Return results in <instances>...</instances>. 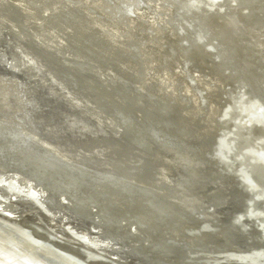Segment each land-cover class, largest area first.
I'll use <instances>...</instances> for the list:
<instances>
[{
	"label": "water",
	"instance_id": "1",
	"mask_svg": "<svg viewBox=\"0 0 264 264\" xmlns=\"http://www.w3.org/2000/svg\"><path fill=\"white\" fill-rule=\"evenodd\" d=\"M114 1L121 4V7L117 8L123 17L133 16L132 12L136 10L133 9L134 7L124 6V0H0V8L11 13V20L18 25L24 24L29 19L38 20L40 24L34 34L36 42L43 44L42 41H39L41 40L39 37L42 35L50 43L47 44L49 47L57 46L56 50L59 53L69 54L70 57H67L64 62L71 67L74 74L87 75L95 73L96 70H102L110 76L112 81L109 94H112V98L115 95V97L122 98L121 101L114 100L115 102L108 103L110 117L115 119V122L111 121L115 127L110 125V128L118 131L121 138L125 139L122 141L111 133L104 140V146H101L104 150L100 153L89 150L88 155L74 157L70 156L60 144L50 139L47 133L33 124L31 112L27 106L19 107L14 115L10 114L8 109L0 110V123L10 122V125H15L18 133H32L35 136V142H37L33 143L35 145L31 148L30 141H25V135L14 136L10 134L12 132H8L9 134L5 135L6 138L0 137V172L4 173L10 170L21 174L28 173L26 175L32 177L33 180L28 178L37 189L46 188L52 191L51 194L48 192L49 197L44 202L47 210L58 209L61 212L65 207V203L58 200L56 193L57 195L65 194L71 204L68 207L72 208L69 211L77 221H81L82 218L95 217L94 214L98 213V217L104 218L102 220L104 226L114 228L111 234L101 236L102 239L110 242H116L118 235L115 232H119L122 225L120 218L125 215L132 217L134 211L143 212L144 214L140 213L143 217H152L154 222L151 223H157L166 229L190 224L194 227L192 230L189 229L190 231H201L204 228L213 230L216 229L215 226L219 227L229 221L230 224L235 225L234 227L247 232L245 223L251 221L249 224L254 227L257 224L256 219L248 217V211L264 209V164L255 156L256 151L264 150V134H260V130H264V80L255 78L257 82L255 91L249 89L250 85L247 79L239 78L237 80L236 86H239L241 91L231 92L229 97V105L231 104L232 108L228 117L229 120L233 119V124H235L233 136L228 138L224 136L226 138L220 143L221 137L219 141H215L214 137L211 142L210 139H202L199 133H194L201 125L198 123L192 125V121L181 117V108L176 98L184 99L186 106H190V102H192L188 96L181 93L183 88L181 79L175 84L178 88L177 95H171L170 90H167V83L164 85L160 83L159 78L153 76L150 79L148 76L151 74L149 70L154 71L152 74L174 73V68L181 61L177 58L176 51L169 48L172 47L169 43H165L163 44V48H165L163 54L157 53L158 50L155 51L157 48L153 46L154 44L151 46L146 42V38L150 39L149 36L138 34L139 37L135 36L134 25V29L132 27L127 29L125 31L127 33L124 35L118 33V30L117 32L112 31L113 28H116L115 23L112 22L116 16L106 19L103 14H107L106 5L112 6ZM131 1L136 8L143 7V5L148 6L143 0ZM215 1L217 6L224 5L220 0ZM232 1L230 6H226L224 10L220 11V17H235V21L245 27H253L257 22L264 23L262 19L264 17L254 15L257 14L253 10L254 6H260L254 0ZM171 3L176 9V13L173 15L175 20L190 22V27L199 33L200 40H189L185 37L184 39H187L185 43L179 40L178 44L181 48L184 47L183 49L187 50L186 48H191L192 45L199 46L201 44L205 48L212 46V50L215 52L214 58L224 59L223 66H226L227 72L238 75L244 71L239 57L229 51L230 43L221 41L208 25L207 21L214 12H205L201 0H172ZM244 7L248 12H243ZM28 8H34L36 11H29ZM45 10L47 12H41ZM197 10L202 12L200 18L195 15L198 13L195 12ZM184 16L191 17V19L186 20L183 18ZM0 21L2 22V19ZM140 21L149 26L145 19ZM195 21L197 22L194 23ZM125 22L127 21L125 20ZM100 24L104 26V29L100 27ZM171 24L175 33H181L180 35L183 36L189 35L185 28L177 24V21ZM144 29L143 32L145 30L149 32L147 27ZM121 36L122 38H120ZM136 37L141 42L145 41L144 49L134 47ZM59 38H63L66 44ZM153 38L157 37L153 35ZM68 41H71L70 47H74L76 51L73 52L71 48L69 49ZM51 43H55V45H51ZM140 50L150 52L152 57L142 56ZM78 56L83 59L76 58ZM153 57L155 59L160 57L161 61L154 63ZM179 64L188 75L192 71L198 70L193 58L186 55ZM261 68L264 70V67ZM147 77L148 80H146ZM74 79H79V76ZM189 83L192 89L199 90L202 105L207 106L205 98L202 97L203 89L197 86L196 79L189 77ZM159 86L162 87L161 93H158ZM142 89L145 90V96L142 100L140 99V103L136 98L139 97ZM240 92L244 95L243 97H240ZM160 94H163L162 98ZM253 98L255 101H251L254 107L252 113L257 118L254 117L250 122H246V125L239 124L238 119L243 117V110ZM170 107H176L175 114L170 111ZM21 138L25 140H20ZM11 139H18V142ZM30 140L34 141V139ZM42 142L66 155L65 160L56 158L50 152H42L46 148ZM216 143L219 145L215 151ZM42 147L44 148L42 149ZM156 149L167 155L176 164L171 171L165 167ZM131 154L136 156L134 157L135 163L138 164L136 167L138 174L134 176L135 181L148 183L164 195H158V191L135 185V182L132 181V173L135 174V172L128 170L130 173H127L124 170L109 169L110 164H106L103 160L108 157L125 160L130 158ZM214 159L224 168V172L214 168ZM29 163H36L40 168L47 169L44 173L49 175L42 177L40 172L29 168ZM23 164L29 165L26 166V171L21 170ZM232 169H234L233 172ZM64 172L65 175L70 176V182L66 180V177L64 178ZM238 172L241 173L242 178ZM108 175L111 177L105 181L104 179ZM230 176L234 177L237 183ZM119 177L123 178V181L116 184L115 181H119L117 180ZM91 179L94 183L100 185L102 183L110 193L106 195L102 188H98L103 194L102 198L95 192L85 196L80 188L74 189V187L77 188L76 185H82L84 180L88 182ZM258 180L262 181V184L258 183ZM237 188L244 193L246 199L244 198L243 202L240 199L242 197L236 195ZM259 192L263 193V197L255 198ZM110 194L115 197L118 206L113 202ZM136 196H139L140 199H135ZM125 208L127 210H124ZM242 214L244 217H241ZM106 217H114L117 220L113 221L114 224L111 226L112 223L109 224ZM237 217L240 220H236ZM136 220L138 221V219H134L135 222ZM90 221L94 223L93 218H90ZM42 223H34L31 220H24V222L12 220L0 211V264H8L6 258H10L12 264H21L19 261L21 259L16 257L13 248H11L18 242L23 246L22 249L31 256L30 264H62V259L55 258L56 256L60 258L62 254L71 256L84 264H203L205 260L214 257L220 260L230 259L228 261L241 264L236 262L237 258L235 257L242 256L244 258L243 255L248 254L254 261L264 258V248L258 249L254 246V243L258 242L256 239L247 242L243 240V244L237 246V249H233L230 242H224L223 239H219V241H210V239L207 241L208 243L202 244L196 241L193 244L188 243V245L182 240L160 236L157 238V235H153L156 232L152 230L153 232L150 234L152 240L147 238L148 244L141 241V247L128 245L129 253L128 251L127 254L124 251H118L117 257L120 260H117L95 249L67 240L63 238L65 234L62 230H51L48 224ZM124 224L127 223L123 222ZM82 231H88V229H82ZM91 232L94 233L92 229ZM188 232L186 230L181 235L188 236L190 235ZM219 235L224 237L223 233ZM143 246H146L147 250ZM158 254L162 257H158ZM172 260L176 262H171ZM63 264L65 263L63 262Z\"/></svg>",
	"mask_w": 264,
	"mask_h": 264
},
{
	"label": "bare ground",
	"instance_id": "2",
	"mask_svg": "<svg viewBox=\"0 0 264 264\" xmlns=\"http://www.w3.org/2000/svg\"><path fill=\"white\" fill-rule=\"evenodd\" d=\"M111 1V0H110ZM113 1V0H112ZM144 2H145V4H147L148 6H146V5H143V7H139V8H136L135 7V4L131 1V0H124V6H128L129 8H133V9H135V10H137L138 12H132L133 13V16L131 15V16H124L123 17V14H120L119 13V9L117 8L118 6H120L121 4L120 3H115V1H114V5L112 4V6H108V5H106V8H105V11H106V13L107 14H105V15H109L110 17H114V15L116 16V17H114L113 19H112V22H114L115 24H114V26H116V28H113V30L112 31H115V32H117V30H118V33H119V31H121V30H123L124 32H123V35H124V33H127V32H125L127 29H130L131 27L134 29V26H135V32L138 34V35H140L141 34V32L143 33V29L142 30H140L139 31V27H141L142 26V28H145L146 29V27L149 29V32L147 31V30H145L144 32L147 34L146 36H149V38L151 37H153V35L155 36V37H157V38H152V39H147L146 38V42L149 44H151V46L153 45V46H155L157 49L155 50V51H157L158 50V52L157 53H161V55L163 54L162 52L165 50V48H163V44H165V43H169L172 47H169V48H172L174 51H176V56H177V58L178 59H180L181 61L179 62V63H181L184 59H185V55L188 57H191V58H193V60L195 61V64H196V66H197V68H198V70H196V71H192L189 75L187 74V72L183 69V68H181L182 67V65L181 64H179V63H177L178 64V66L176 67V68H174V73H165L164 72V75L163 74H161V73H159L158 72V74H152L154 71L153 70H149V72L151 71V74H149L148 76L150 77V79H152V77L153 76H155V77H157V78H159V81H160V83H162V84H166V87H167V90H170V94L171 95H177V93H178V88L175 86V84H176V82H178V81H180L179 79H181V83L183 84V88H182V90H181V93H184L185 94V96H188L190 99H191V101L192 102H190L191 103V105L190 106H186V105H184L185 104V102H184V99H179V97H177L176 99H177V102L179 103L178 105H179V107L181 108V113H182V118H185L187 121H192L191 122V124L192 125H195L196 123H198L199 125H201L199 128H197V130L194 132L195 134L196 133H199V136L202 138V139H210V142L212 141V139H214V137H215V141H219V138H220V141H219V143L223 140V139H225L226 137L228 138V137H230V136H233L234 135V132H235V124H233V122H234V120L233 119H230L229 120V113L231 112V108H232V106H231V104L229 105V102H230V94H231V92H236V91H238V90H240L241 91V89H240V87L239 86H236L237 84V80L239 79V78H241V79H243V78H245V79H247L248 80V83H249V85H250V88L249 89H251V90H253V91H255L257 88H256V84H257V82L255 81L256 79L257 80H264V78H263V75H264V70L261 68V67H264V23H254L255 25L253 26V27H245V25H242L241 23H239V22H237V21H235V17H226V18H222V17H220V11H222V10H224L225 9V7L226 6H230L231 5V3L230 2H233L232 0H220V2L222 1V3L224 4V5H216L215 3H216V1L215 0H201V2H202V6L204 7V11L205 12H209V13H211V12H214L213 13V15H211L212 17H209V19H208V21H207V23H208V25L210 26V28L212 29V31L213 32H215L216 34H217V36H218V38L219 39H221V41L223 40V41H226V43H230L229 45H231L228 49H229V51L230 52H232V53H234V54H236L238 57H239V60L241 61V64H242V67H244L243 69H244V71H242L240 74H238V75H234V74H232V73H229V72H227L226 71V66H223V64L225 63V61H224V59H216V57L214 58V55H215V52L212 50V46H210L211 48H205L202 44L201 45H199V46H195V45H192V47L191 48H186L187 50H185V49H183V48H181L180 47V45L178 44V41L179 40H181V42H183V43H185V41L187 40H185L184 39V37L185 38H188L189 40L190 39H194V40H200L199 39V33L196 31V29H192L191 27H190V22H188V21H180V20H175V16H173L175 13H176V9L173 7V5H172V0H143ZM168 2H170V3H168ZM254 2H256V3H258L260 6L259 7H255L254 6V8L250 5V7L251 8H253V10L254 11H256V13L257 14H254V15H256V16H262V17H264V0H259V1H257V0H254ZM181 3V2H180ZM183 3V2H182ZM226 3V4H225ZM106 4H108V3H106ZM184 4V3H183ZM180 6V5H179ZM109 7V8H108ZM121 7V6H120ZM247 7H249V5L247 4ZM149 8V9H148ZM1 9V8H0ZM28 10L29 11H32V12H35L36 10L34 9V8H32V9H29L28 8ZM243 12H248V10H247V8L246 7H244L243 8ZM2 11H4V10H2ZM201 11V10H200ZM199 10H197V11H195V12H198V13H195V15L196 16H198L199 18L202 16L201 14H202V12H200ZM41 12H47V10H45V11H41ZM0 13H1V11H0ZM3 13V12H2ZM129 13H131V12H129ZM259 13V14H258ZM3 14H5V13H3ZM8 14H10V15H8ZM41 14V13H40ZM7 16L9 17H11V13H7ZM2 18L3 17H5L6 18V15L5 16H1ZM7 17V18H8ZM9 17V18H10ZM108 17V16H107ZM2 19V22L3 21H5V20H8V19ZM29 18H32V17H29ZM109 18V17H108ZM183 18H185L186 20L189 18V19H191V17H187V16H184ZM128 19H129V21H128ZM141 19H145L146 21H147V24L149 25V26H147V25H145V23L142 21H140ZM263 20H264V18H262ZM31 20V19H30ZM114 20V21H113ZM125 20L127 21V22H125ZM193 20V19H192ZM9 21V20H8ZM7 21V22H8ZM28 21V23H29V20H27ZM33 21V20H32ZM177 21V24H179V26H182L183 28H185V31H186V33L187 34H189V35H186L185 34V36H183V35H180L181 33H175L173 30V28L171 27V23L172 22H176ZM199 21V20H198ZM12 22V21H11ZM31 22V21H30ZM197 21H195L194 23H196ZM27 23V22H26ZM33 23V22H32ZM34 23H35V21H34ZM125 23H127V24H125ZM193 23V24H194ZM17 24V23H16ZM12 25V24H11ZM15 25V24H14ZM28 25V24H27ZM30 25H31V23H30ZM37 25V24H36ZM36 25H35V27H36ZM134 25V26H133ZM103 26V25H102ZM21 27H22V25H21ZM24 27V26H23ZM2 28V27H1ZM0 28V29H1ZM33 28V27H32ZM32 28L29 30L30 32L31 31H36V29H34V30H32ZM37 28V27H36ZM104 28V27H103ZM9 30H10V27H9ZM5 31V30H4ZM25 31V30H24ZM131 31V30H130ZM133 31V30H132ZM195 31H196V33H195ZM7 32V31H6ZM29 32V39L31 38V40L35 37L34 36V34L33 33H30ZM134 32V33H135ZM0 33H2L1 31H0ZM8 33V32H7ZM145 33H143L144 35H145ZM15 35H16V33H14ZM30 34H32L33 35V37H32V35L30 36ZM142 34V35H143ZM23 35H25V33L23 34ZM137 35V36H138ZM143 35V36H144ZM0 37H2V35L0 36ZM139 37V36H138ZM8 38V37H7ZM120 38H122V36L120 37ZM3 39V38H2ZM1 38H0V43L1 42H3V43H5V44H7V41H3ZM135 39V38H134ZM2 40V41H1ZM28 40V39H27ZM34 40V39H33ZM35 40H37V39H35ZM136 40H138V41H140V39H138L137 37H136ZM39 41H41V40H39ZM144 41V40H143ZM230 41V42H229ZM23 42H25V40L23 41ZM28 43H29V41H27ZM32 41H30V43H31ZM35 42V41H34ZM34 42H32V43H34ZM44 42V41H43ZM145 42V41H144ZM144 42H136L135 44H134V47H136V48H139V49H144V47H146L144 44ZM3 43H1V44H3ZM8 43H9V41H8ZM36 43V42H35ZM68 44H69V49L71 48V51H76L75 50V48L74 47H70L72 44H70L71 43V41H68L67 42ZM77 43H79V42H77ZM13 44V43H12ZM42 43H40V45H41ZM44 44V43H43ZM46 44V43H45ZM11 45V43L8 45V46H10ZM14 45V44H13ZM13 45H11V46H13ZM38 45V44H37ZM78 45V44H77ZM137 45V46H136ZM46 46H48V45H46ZM79 46H81L80 45V43H79ZM0 47H2V46H0ZM43 47V46H42ZM4 48H6V47H4ZM13 48V47H12ZM50 48H52V47H50ZM78 48V47H77ZM83 48V47H82ZM154 48V47H153ZM15 49V48H14ZM29 49H31V48H29ZM33 49H35V46H34V48ZM41 49V51L43 50L42 48H40ZM47 51H46V50ZM48 49L49 48H44V50L46 51V52H49V54H47L46 52V54L47 55H50V54H52V53H56L57 54V52H55V49H53V51H52V49L50 50L49 49V51H48ZM80 49V48H79ZM164 49V50H163ZM8 50H11L10 48L8 49ZM38 50V49H37ZM43 50V51H44ZM184 50H185V52H184ZM3 51V50H2ZM50 51H51V53H50ZM0 52H1V50H0ZM27 52V51H26ZM34 52V51H33ZM140 52H141V55L142 56H150V57H152L150 54V52L148 53L146 50L145 51H143V50H140ZM5 53V52H4ZM6 53H8V52H6ZM17 53V52H16ZM20 53V52H19ZM18 53V54H19ZM30 53H31V50H30ZM42 53H44V52H42ZM9 54V53H8ZM7 54V55H8ZM14 54V53H13ZM12 54V55H13ZM32 54V53H31ZM45 54V55H46ZM59 54V53H58ZM3 56H4V54H2ZM7 55H6V58H7ZM25 55V54H24ZM257 55H260V56H257ZM1 56V55H0ZM14 56V55H13ZM33 56V55H32ZM36 56V55H35ZM40 56V55H39ZM44 56V55H43ZM58 56H60V55H57V57ZM63 55H61L60 57L61 58H63L62 57ZM16 57V56H15ZM37 58H38V56H36ZM42 57V56H41ZM41 57H39V59H40V61H41ZM46 57V56H45ZM50 57H51V55H50ZM56 57V56H55ZM66 57H68V56H65V58ZM9 58H11V57H9ZM17 58L18 57H16V59L15 60H17ZM21 58V57H20ZM29 58H30V56H29ZM32 58V57H31ZM35 58V57H34ZM33 58V59H34ZM43 58V57H42ZM59 58V57H58ZM61 58H59V60L61 59ZM65 58H64V60H65ZM76 58H80V60H82L83 59V57H80V56H78V57H76ZM1 59V58H0ZM13 59V58H12ZM27 59V58H26ZM32 59V60H33ZM46 59H47V57H46ZM53 59V58H52ZM153 59H154V63H158L159 61H161L160 60V57H157L156 59L153 57ZM173 59H174V57H173ZM177 59V61H179ZM6 60V59H5ZM5 60H3V61H5ZM10 60V59H9ZM9 60H8V58H7V61L9 62ZM21 60V59H20ZM30 60V59H29ZM28 60V61H29ZM2 61V60H1ZM0 61V62H1ZM13 61V60H12ZM31 61V60H30ZM29 61V62H30ZM16 62V61H15ZM19 62V61H18ZM21 62V61H20ZM85 62V61H84ZM7 62H5V64H6ZM10 63H12V62H10ZM14 63V62H13ZM22 63V62H21ZM26 63V62H25ZM38 63H40V62H38ZM15 64V63H14ZM59 64V63H58ZM65 62H64V66H65ZM93 64V63H92ZM4 65V64H3ZM18 65V64H17ZM20 65V64H19ZM18 65V66H19ZM38 65V64H37ZM90 65V64H89ZM244 65V66H243ZM0 66H1V64H0ZM16 66V65H15ZM30 66V65H29ZM67 66V65H66ZM4 67H5V65H4ZM27 67V66H26ZM26 67H25V69H26ZM33 67V66H32ZM46 67V66H45ZM69 67V66H68ZM18 68V67H17ZM16 68V69H17ZM20 68H21V66H20ZM24 68V67H23ZM30 68H31V66H30ZM29 68V69H30ZM44 68V67H43ZM48 68V67H47ZM24 69V70H25ZM33 69V68H32ZM49 69H52V68H48L47 70H49ZM70 69H71V67H70ZM69 69V70H70ZM94 69H96V68H94ZM227 69H228V67H227ZM0 70H1V67H0ZM3 70V69H2ZM8 70H10V69H8ZM18 70V69H17ZM22 70V69H21ZM64 70V69H63ZM62 70V71H63ZM164 71L166 70V69H163ZM16 71V70H15ZM20 71V70H19ZM19 71H18V75H19ZM29 71H31V70H29ZM28 70H27V74H29L28 72H29ZM96 71H99V70H96ZM101 72H104V71H102V70H100ZM21 72V71H20ZM25 72V71H24ZM44 72H45V70H44ZM43 72V73H44ZM50 72H54V71H50ZM56 72V71H55ZM58 72V71H57ZM64 72H66V70L65 71H63V73ZM68 73H69V71H67ZM67 72L66 73H64V74H67ZM71 72H73V74H74V71H71ZM31 73V72H30ZM34 73H35V71H34ZM47 73H49L48 71H47ZM98 72H96V74H97ZM26 74V75H27ZM42 74V73H41ZM46 74V73H45ZM60 74H62V73H59L58 74V76L60 75ZM63 74V75H64ZM70 74V73H69ZM32 75H33V70H32ZM48 75V74H47ZM49 75H50V73H49ZM52 75V74H51ZM55 75H57V73L56 74H53V76H55ZM98 75V77H99V73L97 74ZM101 75V74H100ZM176 75V76H175ZM34 76H36V74L34 75ZM34 76H32V77H34ZM38 76H39V74H38ZM61 76V75H60ZM59 76V77H60ZM79 76V75H78ZM84 75H81L80 77H83ZM88 76V75H87ZM103 78L105 77V81H108L106 78L108 77V79H109V82H111L112 81V79L110 78V76L109 75H101ZM51 77V76H50ZM56 77V76H55ZM59 77H58V79L57 78H55L56 80H58L59 81ZM69 77V76H68ZM79 77V78H80ZM85 77H86V75H85ZM92 77H94V75H92ZM95 77H97L96 75H95ZM94 77V78H95ZM98 77H97V79H98ZM102 77H100L101 79H102ZM174 77H175V79H174ZM189 77H193V79H196V84H197V86L198 87H200V89H203V95H202V97H204L205 98V101L207 102V106L206 105H202V102H201V99H200V92H199V90L197 91V90H194V89H192V87L189 85L190 83H189ZM1 78V77H0ZM5 77H3V79H4ZM29 78H30V75H29ZM38 79L40 78V77H37ZM53 78V80H55L54 79V77H51V79ZM89 78V77H88ZM256 78V79H255ZM28 79V78H27ZM63 79V78H62ZM61 79V80H62ZM81 79V78H80ZM84 80H85V78H83ZM92 78H91V76H90V80H91ZM251 79V80H250ZM35 80H36V78H35ZM42 80V79H41ZM83 80V81H84ZM88 80V79H87ZM95 80H96V78H95ZM104 80V79H103ZM102 80V81H103ZM146 80H148V77H147V79ZM13 81V80H12ZM30 81H31V79H30ZM37 81H39V80H37ZM57 81V82H58ZM92 82L94 81V79L93 80H91ZM97 81V80H96ZM102 81H97L96 83H101ZM8 82H9V80H8ZM8 82H6V83H8ZM14 82V81H13ZM34 82V81H33ZM33 82H31V83H33ZM42 82H44V81H42ZM47 82V81H46ZM51 82H52V80H51ZM89 82V80L87 81V83ZM108 82V83H109ZM50 83V82H49ZM86 83V84H87ZM107 82L105 83L106 85H104L105 86V89H108L109 90V88H108V86H107V84H108ZM139 83H141V82H139ZM9 84V83H8ZM34 84H36V83H34ZM47 84V83H46ZM59 84V83H58ZM79 84V83H78ZM85 84V85H86ZM104 84V83H103ZM4 85V84H3ZM12 85V84H11ZM52 85V84H51ZM60 85V84H59ZM62 85L63 86H67L68 87V91L70 92H68L67 94L68 95H70L72 92H74V91H72V89H75V88H71L70 87V85L68 86V84L67 85H64L63 83H62ZM62 85H60V87L62 86ZM73 85V84H72ZM77 85V84H76ZM75 85V86H76ZM83 86V85H81V86H83V88L85 89V87L86 86ZM93 86L94 87V85L96 86V84H95V81H94V85H93V83H92V85L90 84V83H88V86ZM109 85V84H108ZM264 85V84H263ZM262 85V86H263ZM13 86V85H12ZM21 86H23V85H21ZM20 86V87H21ZM33 86V85H32ZM40 87L42 86V85H39ZM38 86V87H39ZM46 86V85H45ZM50 86V85H49ZM62 86V87H63ZM74 86V85H73ZM74 86V87H75ZM99 87H98V89H102V92H103V88H104V86H103V88H101L102 87V85L100 86V84L98 85ZM106 86H107V88H106ZM109 86H111V85H109ZM7 87H9V86H7ZM14 87H16L15 85H14ZM17 87H19V85H17ZM16 87V88H17ZM34 87V86H33ZM37 87V86H36ZM35 87V88H36ZM48 87V86H47ZM50 87H52V86H50ZM49 87V88H50ZM61 87V89L62 90H64V87L62 88ZM196 87V86H195ZM239 87V88H238ZM3 88V87H2ZM6 87H4V89H5ZM22 88V87H21ZM25 88H28L29 89V87H25ZM31 89H32V87H30ZM53 88V87H52ZM56 88V87H55ZM71 88V91L69 90ZM83 88H81V89H83ZM91 88V87H90ZM97 89V87H94V90L96 91V89ZM13 89H15V88H13ZM23 89H24V87H23ZM22 89V90H23ZM34 89V88H33ZM46 89V88H45ZM86 89H87V87H86ZM93 88H91V90H92ZM0 90H1V88H0ZM11 90H12V87H11ZM21 90V91H22ZM42 90H44V88L42 89ZM51 90V89H50ZM49 90V91H50ZM65 90H66V88H65ZM77 90H80V87H79V89H77ZM76 90V91H77ZM90 89H89V91H91ZM5 91H7V89L5 90ZM17 91H19V89H17ZM37 91H39V89H37ZM75 91V95H76V93L77 92H79V91H77L76 92ZM81 91H83V90H81ZM86 91V90H85ZM84 91V92H85ZM89 91L87 90V92L89 93ZM105 91V90H104ZM107 91V90H106ZM109 91H111V90H109ZM161 91H162V87H158V93H161ZM11 93H12V91H10ZM15 92H16V90H15ZM20 92V91H19ZM31 92V91H30ZM33 92H35L34 90H33ZM48 92V91H47ZM52 92V91H51ZM87 92H85V93H83L82 92V94L84 95V94H86V96L88 95V93ZM92 92H93V90H92ZM129 92H131V91H129ZM3 93V92H2ZM2 93H0V95L2 94ZM7 93H8V91H7ZM25 93H27V92H25ZM40 93V92H39ZM38 93V94H39ZM59 93V92H58ZM81 93V92H80ZM80 93H78L77 95H79V98H80V96L82 95V94H80ZM93 93H95V95L97 96V94H96V92H93ZM97 93H99V92H97ZM101 93V92H100ZM106 93V92H105ZM109 93V92H108ZM141 94L139 95V97L138 98H136V100L138 101L139 100V102H140V99L142 100L143 99V97L145 96V90L144 89H142L141 90V92H140ZM9 94V93H8ZM7 94V95H8ZM15 95V93L13 92L11 95ZM22 94V93H21ZM30 94V93H29ZM102 94H104V93H102ZM10 95V94H9ZM14 95H13V99H14ZM19 95V94H18ZM23 95H24V93H23ZM26 95V94H25ZM24 95V96H25ZM72 95V97H73V95H74V93L73 94H71ZM74 95V96H75ZM76 95V96H77ZM110 95V94H109ZM103 96V97H105L106 98V102L105 103H107L108 102V99H111L112 97V94L110 95V96ZM134 95V94H133ZM161 95V94H160ZM163 95V94H162ZM162 95H161V98H162ZM240 97H243L244 95L240 92ZM16 96H17V94H16ZM23 96V97H24ZM29 97H30V95H28ZM32 96H33V94H32ZM46 96V95H45ZM50 96V95H49ZM114 96V95H113ZM116 96V95H115ZM115 96H114V98H115ZM2 97V96H1ZM0 97V98H1ZM4 97V100H5V96H3ZM18 97V96H17ZM22 97V96H21ZM27 97V96H26ZM25 97V98H26ZM37 97V96H36ZM35 97V98H36ZM44 97V96H43ZM66 97V96H65ZM78 97V96H77ZM89 97H90V95H89ZM101 97V96H100ZM100 97H99V94H98V98H97V101H98V99L100 100ZM136 97V96H135ZM25 98L23 99V100H25ZM46 98V97H45ZM81 98H84L85 100H84V102L86 101V103H88V105L90 106L91 105V102H95L96 103V100H95V97H93V101L91 100L92 98H90V100H89V98H88V100L90 101H88L87 102V100H86V98L85 97H83V96H81ZM105 98H103L104 100H105ZM117 98H120V97H118L117 96ZM169 98V97H168ZM11 99V98H10ZM21 99V100H22ZM28 99V98H27ZM122 98H120L119 100H121ZM159 99H160V97H159ZM1 100V99H0ZM6 100H8L7 98H6ZM29 100V99H28ZM36 100H38L37 98H36ZM35 99H34V101L35 102H37ZM83 100V99H82ZM81 100V101H82ZM114 100H117L116 98L115 99H111V100H109V102L108 103H110V101H114ZM17 101L18 102H21V101H19V98L17 99ZM31 101V100H30ZM62 101H63V99H62ZM67 101H69V100H67ZM118 101V100H117ZM160 101V100H159ZM247 101H249V100H247ZM254 102L255 100H254V98L252 99V100H250L249 101V103H247V106L245 107V109L243 110V117L242 118H240V119H238V123L239 124H245L246 125V122H250V120L251 119H253L255 116H253L254 115V113H252L253 112V110H254V107H253V103L252 102ZM5 102H7V101H5ZM32 102V101H31ZM30 102V103H31ZM34 102V103H35ZM42 102V101H41ZM49 102V101H48ZM99 102H101V101H99ZM115 102V101H114ZM161 103H163V101H160ZM159 102V103H160ZM1 103V102H0ZM13 103V102H12ZM23 103H24V101H23ZM22 103V104H23ZM26 103V102H25ZM25 103H24V105H25ZM44 103V102H43ZM79 103H83V102H79ZM86 103H85V105H86ZM90 103V104H89ZM141 103V102H140ZM2 104V103H1ZM10 104V103H9ZM17 104V103H16ZM37 104V103H36ZM94 104V103H93ZM97 104H98V102H97ZM96 104V105H97ZM6 105H7V103H6ZM18 105H20V104H18ZM31 105H33V102H32V104ZM81 105V104H80ZM95 105V106H96ZM100 105V104H99ZM102 105H103V102H102ZM102 105H100V107L102 106ZM2 107H3V105H1ZM15 106V105H14ZM36 106H39V105H34V107H36ZM61 106V105H60ZM81 106H84V104H82ZM87 106V105H86ZM89 106H88V108H89ZM95 106L93 107V108H95ZM98 106V105H97ZM107 106H109V104L107 105ZM28 107V106H27ZM31 107V106H30ZM48 107V106H47ZM91 107V110H94V112L96 111L98 114H100L101 112H98L97 111V108H96V110L95 109H92V105L90 106ZM4 108H5V106H4ZM10 108L12 109V107H11V105H10ZM14 108V107H13ZM55 108V107H54ZM70 108H72V107H70ZM69 108V109H70ZM87 108V109H88ZM168 108H169V106H168ZM33 109V108H32ZM31 109V110H32ZM41 109V108H40ZM65 109H66V107H65ZM76 109V108H75ZM87 109H85V110H87ZM101 109V110H100ZM99 110L100 111H102V109L104 110V108H100ZM108 109V108H107ZM1 110V109H0ZM4 110H6V109H4ZM10 110V109H9ZM13 110V109H12ZM14 110H17V108H15ZM30 110V111H31ZM35 110V109H34ZM73 110V109H72ZM79 110V109H78ZM81 110V109H80ZM179 110V109H178ZM11 111V110H10ZM38 111V110H37ZM37 111H35V112H37ZM45 111V110H44ZM76 111V110H75ZM110 111V110H109ZM109 111H107L108 113H103V111H102V113L105 115L104 116V118L106 117V114H109ZM170 111L173 113V114H175V112L177 111V109H176V107H170ZM15 112V111H14ZM13 112V113H14ZM41 112V110L39 111V113ZM77 112V111H76ZM89 112H91V111H89ZM105 112V111H104ZM74 113V112H73ZM86 113L88 114V111H86ZM101 113V114H102ZM33 114V116H34V113H32ZM31 114V115H32ZM36 114V113H35ZM43 114V113H42ZM41 115V114H40ZM47 115V114H46ZM92 116H96L95 114H91ZM91 115H90V117H91ZM87 116H89V114L87 115ZM97 116H100V118H101V115H97ZM45 117V116H44ZM33 118V117H32ZM93 118V117H92ZM99 118V117H98ZM99 118V119H100ZM255 118H257V117H255ZM96 119V118H95ZM98 119V120H99ZM178 119H180V118H178ZM33 120H35L36 121V119H33ZM236 120V119H235ZM101 121H103V120H101ZM110 123H109V125L108 126H112L113 124H112V122L111 121H113V122H115V119H114V117H110V119L108 120ZM107 121V122H108ZM45 122V121H44ZM44 122H42V123H44ZM105 122V121H104ZM103 122V123H104ZM7 123H9V124H7ZM34 123V122H33ZM58 123V122H57ZM70 123V122H69ZM37 124V123H36ZM45 124V123H44ZM59 124V123H58ZM65 124H67V125H69L68 123H65ZM79 124H81V123H79ZM38 125V124H37ZM40 125V124H39ZM38 125V126H39ZM46 125V124H45ZM73 125V124H72ZM75 125V124H74ZM73 125V126H74ZM77 125V124H76ZM75 125V126H76ZM9 126V127H8ZM64 126H66V125H64ZM78 126V125H77ZM76 126V127H77ZM84 126V125H83ZM82 126V127H83ZM114 126V125H113ZM61 127H62V125H61ZM66 127H68V126H66ZM72 127V126H71ZM79 127H81V126H79ZM78 127V128H79ZM106 128H108L109 130H110V132L115 136V137H117V138H119V139H121L122 141H124L125 139H123V138H121V135H120V133H118V131H115V130H113L112 128H110V127H107V126H105ZM115 127V126H114ZM65 128V127H64ZM69 128H70V126H69ZM75 128V127H74ZM77 128V129H78ZM85 128V127H84ZM96 128V127H95ZM47 129H49V128H47ZM46 129V130H47ZM50 129H52V128H50ZM49 129V130H50ZM62 129V128H61ZM60 129V130H61ZM66 129V128H65ZM68 129V128H67ZM72 129H73V127H72ZM81 129V128H80ZM94 129V128H93ZM70 130V129H69ZM79 130V129H78ZM77 130V131H78ZM81 130H83V129H81ZM85 130V129H84ZM87 130H88V128H87ZM92 132L94 131V130H92V129H90ZM96 130V129H95ZM4 131H7V132H4ZM44 131V130H43ZM52 131V130H51ZM50 131V132H51ZM65 131H67V130H65ZM65 131H63V133H65ZM96 131H98V130H96ZM95 131V132H96ZM8 132H12V133H10L11 135H14V136H18V134H20V135H25L24 137H25V139H23V138H21L20 140H25V141H30V144H29V146H31V148H33L32 146L33 145H35V144H33V143H37V142H35V136L32 134V133H28V134H22V133H18V130L17 129H15V125H10V122H2V123H0V137H3V138H6L5 137V135H7V134H9ZM48 133H50L49 131H47ZM68 132V131H67ZM80 132V131H79ZM92 132H90V134H92V135H94ZM94 132V133H95ZM60 133V132H59ZM224 133V134H223ZM227 133V134H226ZM264 134V130H260V134L261 135H263ZM51 134V133H50ZM50 134H48V135H50ZM80 134V133H79ZM98 134V133H97ZM223 135V136H220V135ZM52 135V134H51ZM61 135V134H60ZM54 136H56V134L54 135ZM57 136H58V134H57ZM56 136V137H57ZM91 136V135H90ZM89 136V137H90ZM94 136H96V135H94ZM224 136H226V137H224ZM50 137V136H49ZM100 137V136H99ZM37 138V137H36ZM55 138V137H54ZM61 138H64V136L63 137H61ZM82 138V137H81ZM30 139H34V141H31ZM60 138H58V140H59ZM67 139V138H66ZM104 139V138H103ZM11 140H14V142H18V139H11ZM55 140V139H54ZM62 140V139H61ZM69 140V139H68ZM63 140V141H67V142H69V143H66V144H68V145H70V143L72 142L71 140ZM105 140V139H104ZM75 141H77L76 139H75ZM87 141H90V139H88ZM57 142V141H56ZM102 142V141H101ZM126 142V141H125ZM62 143V142H61ZM100 143V142H99ZM219 143H218V145H219ZM42 144H43V146H46V148H44V147H42V149L44 148L45 150L44 151H42V152H44L45 153V151L46 152H50V153H52L54 156H56V158H60V159H64L65 160V158H66V155H63L62 153H60V152H58L56 149H54V147H51L50 145H48V144H46V143H43L42 142ZM65 143H62L61 145H63V148H64V145H66ZM93 144V143H92ZM92 144H90L89 146H83L84 148H86V150L88 151V149L87 148H90V146H92ZM96 144V143H95ZM95 144H93L94 145V147H96L95 146ZM60 145V146H61ZM74 145V144H73ZM80 146H82V144H79ZM97 146L99 145L98 143L96 144ZM101 145H103V144H101ZM118 145H119V143H118ZM218 145H217V143H216V147H215V151H216V149L218 148ZM78 146V145H77ZM40 147V146H39ZM66 147V146H65ZM79 147V146H78ZM93 147V146H92ZM93 147V148H94ZM129 147V146H128ZM67 148L69 149H71L72 147L71 146H67ZM66 148V149H67ZM76 148V147H75ZM75 148H72V149H75ZM92 148V149H93ZM96 148H98V147H96ZM100 148V147H99ZM220 148V147H219ZM65 149V148H64ZM91 149V148H90ZM102 149V148H101ZM130 149V148H129ZM40 150V149H39ZM76 150H78V152H79V150L80 149H76ZM82 150V149H81ZM81 150H80V152L79 153H81L82 154V156H83V153L81 152ZM86 150H84L83 152H85ZM95 150V149H94ZM94 150H93V152H94ZM99 150V149H98ZM103 150V149H102ZM101 150V151H102ZM36 151V150H35ZM34 151V152H35ZM70 151H72V150H70ZM69 151V152H70ZM96 151V150H95ZM100 151V150H99ZM131 151V150H130ZM215 151H214V153H215ZM67 152V151H66ZM69 152H67V153H69ZM72 152H74V150L72 151ZM71 152V153H72ZM75 152H77V151H75ZM74 152V153H75ZM98 152V151H97ZM156 152L159 154L158 156L161 158V160L163 161V163H164V165H165V167L168 169V170H170L171 171V169H173V167H175L176 166V164L173 162V160L172 159H170L167 155H165V154H163V153H161L158 149H156ZM12 153H13V151H12ZM79 153L76 155V153L75 154H73V156H79ZM88 153H89V151H88ZM88 153H85V155L86 154H88ZM132 153V152H131ZM135 153V152H134ZM80 154V155H81ZM70 155V154H69ZM15 157L17 156L16 154L14 155ZM70 156H72V154L70 155ZM102 156V155H101ZM256 157H257V159H260L262 162H263V164H264V150H259V151H256V155H255ZM134 157H136V156H134L133 154H131V156H130V158H127V159H125V160H120V159H116V158H103V160L105 161V163L106 164H110L109 165V169L110 168H113V169H116V170H124V171H126L127 173H130L128 170H130V171H133V172H135V174L134 173H132L133 174V177H132V181L133 182H135L134 184L135 185H138V186H141V187H144V188H148L149 190H154L155 192L156 191H158V195H160L161 194V192L157 189V188H154L153 186H151V185H149L148 183H144V182H140L139 183V181H135V175L136 174H138V171L136 170V167L138 166V164H136L135 163V161H136V159L134 158ZM63 160V161H64ZM8 161H10V159H8ZM33 161V160H32ZM107 161V162H106ZM49 162V161H48ZM214 163H215V167L214 168H216L218 171H222V172H224V168H222V166L220 165V163H218L217 161V163L215 162V159H214V161H213ZM15 163V162H14ZM116 163V164H115ZM122 164V165H121ZM262 164V163H261ZM17 165V164H16ZM30 165V166H29ZM29 165H27V164H23V165H21V170L22 171H26V166H29V168H31L32 170H35V172H40L41 174H42V177L44 176V177H46V176H48L49 174H46V173H44V172H46V170L47 169H43V167L42 168H40V166L38 165V164H36V163H29ZM5 166H9V165H5ZM45 167V166H44ZM234 171V169H232V172ZM98 172V171H97ZM26 174H28V173H25V174H21V173H19V172H11L10 170L8 171H6V172H4V173H2V172H0V211L1 212H3L5 215H6V217H9V218H11L12 220H18V221H22V222H24V220H31L32 222H34V223H38V224H40V222H43L42 224H48V226H50L49 228L51 229V230H55V229H59V230H62L63 232H64V236L65 237H63V238H65V239H67V240H70V241H73V242H77V243H79V244H82V245H84V246H86V247H90V248H92V249H95L96 251H98V252H100V253H102V254H105V255H109V256H111V257H113L114 259H117V260H120V258H118L117 257V255H118V251H124V253L125 254H127V251H128V245H130V244H132V245H138V246H140L141 247V243L142 242H144L145 244H148V240H147V238H149L150 240H152L151 239V237H150V234H152V230H154V232H156V233H153V235H157L156 237L157 238H160V237H166V238H170V239H173V240H182L184 243H191V244H193L194 242H196L197 241V243H208L207 241H209L210 239V241H213V240H217V241H219V239H223V241L224 242H230V244L232 245L231 246V248H233V249H237L238 247L237 246H239L240 244H243L242 242H243V240H244V242H247V241H249V240H251V239H256V240H258V242L257 243H254L255 245V247L256 248H258V249H262V248H264V209H253V210H249L248 211V213H247V215H248V217H250V218H252V219H256L257 220V224H256V226L254 227V226H250V222L251 221H249V222H247V223H245L246 224V230L245 231H247V232H244V230H241V229H238L237 227H234L235 225L234 224H230L229 223V221L227 222H225L224 224H221V226H215L216 227V229H213V230H209V228H204V229H201V231H190V230H192V229H194V227L192 226V225H190V224H188V225H178V226H176L175 228H171V229H166V228H162L159 224H157V223H151L152 221H153V218L151 217H143L141 214L143 213H141V212H139V211H134L133 213H132V217H129L128 215H125V217H122V218H120L121 219V223H122V225H121V227L119 228V232H115V234L116 235H118V236H116V242H110V241H106V240H104V239H102L101 238V236L102 235H109V234H111L112 233V230L114 229V228H107L106 226H104L103 225V223H102V220L104 219L103 217H98V213H95L94 214V216L95 217H90L91 219L93 218L94 219V223L93 222H91L90 221V218L89 217H87V218H85V219H81V221L80 222H77V219H76V217H73V215H72V217H67L68 216V212L70 213V211H69V209L70 210H72V208L70 207H68L69 205L71 206V204H70V201H68V199L66 198V196H65V194L63 195V194H61V195H57L56 193H55V195H56V197H58V200L59 201H61V202H63V203H65V207H63V209L64 210H66L67 212H65L64 210H62L61 212H64V215H62V216H64V217H62V216H60L59 215V213L58 212H60L58 209H56L55 211H53V213H56L55 215H59L60 217H59V219H57V217H49V216H51L48 212H50L51 210H49L48 212L46 211L47 209H45V204H44V202L48 199V197H49V193L51 194L52 193V191H49V190H47L46 188L45 189H37V187H35V185H34V183L29 179V178H31L32 179V177H30V176H28V175H26ZM66 173L64 172V175H65ZM97 174V173H96ZM223 174V173H222ZM238 175H240V177L242 176L241 175V173L240 172H238ZM25 176H27V177H25ZM236 176H237V173H236ZM29 177V178H28ZM66 177V180H68L69 182H70V176H67V175H65L64 176V178ZM110 175H108V177L107 178H105L104 180L105 181H108L107 179H110ZM231 178H232V180H235L236 181V183H237V180L236 179H234V177H232V176H230ZM242 178V177H241ZM33 180V179H32ZM117 180H119V181H115V183L117 184L118 182H122L123 181V178H121V177H119ZM81 181H82V179H81ZM110 181V180H109ZM68 182V183H69ZM89 183V184H88ZM258 183H260V184H262V181H260V180H258ZM112 184H113V182H112ZM93 185V186H92ZM76 187L77 188H75L74 187V189L75 190H77L78 188H80V191L86 196H89V193H94L95 192V194H97V195H99L100 197L102 196V198H103V194L101 193V191L99 190L100 188H102L103 189V191H104V193L106 194V195H108L110 192L108 191L109 189H107L102 183H101V185L100 184H98V183H94L93 182V180L91 179L90 181H88V182H86L85 180L82 182V185H76ZM67 188V187H66ZM99 188V189H98ZM49 192V193H48ZM95 194H93V195H95ZM114 194H116L115 192H114ZM258 195H255L256 197L255 198H261V197H263V193L261 194L260 192L259 193H257ZM117 195V194H116ZM161 195H164V194H161ZM236 195H239L240 197H242V198H240V199H242V202L244 201V198H245V196H244V193H242L241 191H239L238 190V188H237V192H236ZM109 196H111L112 198H113V202L118 206V202L116 201V199H115V197L112 195V194H110ZM118 196V195H117ZM104 198H106V196H104ZM126 199H129L128 197H126ZM135 199H140V197L139 196H136L135 197ZM246 199V198H245ZM248 199V201H249V198H247ZM108 201H110V200H108ZM245 201H247V200H245ZM111 202V201H110ZM112 203V202H111ZM113 204V203H112ZM139 209H141L140 207H139ZM93 210V209H92ZM124 210H127L126 208L124 209ZM46 212H47V214H46ZM52 212V211H51ZM141 213V214H140ZM71 214V213H70ZM144 214V213H143ZM243 214H245V213H243ZM243 214L241 215V217H244L243 216ZM37 216V217H36ZM247 217V216H246ZM107 218V221H109V224L110 223H112L111 224V226L114 224L113 223V221H116L117 219L116 218H114V217H106ZM181 218V217H180ZM61 219V220H60ZM66 219V221L64 222V220ZM69 219V220H68ZM134 219H138V221H139V219H140V222H138L137 220H136V222L134 221ZM39 220H41V221H39ZM119 220V219H118ZM132 220V221H131ZM149 220H150V222H149ZM236 220H240V218H238L237 217V219ZM246 220H248V219H246ZM76 221V222H75ZM93 221V220H92ZM123 222L124 223H127V224H124L123 225ZM133 222V223H132ZM154 222V221H153ZM176 222H177V220H176ZM255 222V221H254ZM136 223V224H135ZM81 224L83 225L82 226V229H88V231H82L81 229L80 230H78V228L79 227H81ZM139 224H141V225H143L142 227H140V226H138ZM179 224V223H178ZM93 225H95V226H93ZM120 225V224H119ZM118 225V226H119ZM249 225V226H248ZM253 225V224H252ZM116 226V225H115ZM183 226V227H182ZM63 227H67L68 229L65 231V229L63 228ZM180 228V229H179ZM184 228V229H183ZM91 229H92V231H94V233L93 232H91ZM190 229V230H189ZM116 231H117V228L115 229ZM189 231L188 233L190 234V235H181V234H183L185 231ZM218 231H220V232H218ZM243 231V232H242ZM130 234H129V233ZM256 232H259V233H261L260 235L258 234V233H256ZM221 233H223V235H224V237L222 236V235H219V234H221ZM248 233V234H247ZM57 235H58V233H56ZM239 234H241V235H239ZM245 234V235H244ZM180 235H181V237H180ZM236 235V236H235ZM100 236V237H99ZM147 236V237H146ZM160 236V237H159ZM189 236H191V237H189ZM242 236V237H241ZM261 236V237H260ZM119 237H120V239L122 238V241L124 240V238H125V240L121 243L120 241V239H119ZM219 237V238H218ZM259 237V238H258ZM139 239V240H138ZM242 240V241H241ZM139 241V242H138ZM142 241V242H141ZM141 242V243H140ZM122 244V245H121ZM189 245V244H188ZM218 246V245H217ZM22 247L23 246H21L20 244H19V242H18V244L16 243V246L14 245H12V247L11 248H13V251H14V253L16 254V257H18V258H20L21 260H19L20 262H21V264H30L29 263V261L31 262V260L30 259H32L31 258V256L27 253V251H25L24 249H22ZM144 247V246H143ZM144 249L145 250H147L146 249V246L144 247ZM12 250V249H11ZM128 253H129V251H128ZM260 254V253H259ZM238 255H240V254H238ZM162 257L160 254H158V257ZM52 259H55V258H57V259H62V261L65 263V264H84V263H82L81 261H78V260H76L75 258H73V257H71V256H68V255H61V257L59 258V257H55V258H53L52 256H50ZM157 257V256H156ZM243 257L244 258H242V256H240V257H235V258H237V261L236 262H239V263H241V264H245V263H247V264H264V258H262L260 261H258V260H256L255 259V261H254V259H252V258H250L251 257V255H248V254H246V255H243ZM30 258V259H29ZM208 259H210V257H207ZM229 258H232V257H229ZM56 260V259H55ZM228 260H230V259H223V260H220V259H218V258H216V257H214V258H211L210 260H205V262L203 263V264H210L209 262L211 261V262H213L212 264H220V263H227V262H229L230 264H235L234 262H232V261H228ZM248 260V261H247ZM61 261V260H60ZM61 261V262H62ZM166 261H169V260H167L166 259ZM63 262H62V264H63ZM171 262H176L175 260H172ZM249 262V263H248ZM6 263H8V264H12V261L10 260V258H6ZM13 264H15V263H13ZM32 264H34V263H32ZM37 264V263H36Z\"/></svg>",
	"mask_w": 264,
	"mask_h": 264
},
{
	"label": "rangeland",
	"instance_id": "3",
	"mask_svg": "<svg viewBox=\"0 0 264 264\" xmlns=\"http://www.w3.org/2000/svg\"><path fill=\"white\" fill-rule=\"evenodd\" d=\"M3 9L1 8L0 9V11H1V13H0V20L1 19H4L5 17H1V16H5L6 15V18L5 19H8V20H5V22L4 23H2L1 21H0V31L2 32V33H0V36L2 35V37H0L4 42L5 41H7V44H5V43H3V42H1V43H3V44H1L0 43V46H2V47H0V50H1V52H0V64H1V70H0V88H1V90H0V93H2L1 95H0V102L2 103H0V109L1 110H4V109H8V111H9V113L10 114H12V115H14L15 114V112L19 109V107H21V106H23L24 105V103H25V106H28V108H29V110H31L32 108V110L30 111L31 113L30 114H32V113H34V116H33V114L31 115V118H32V121L34 122L33 124L35 125V126H38L39 124V128L41 129V130H44V132L45 133H47V135L48 134H50V135H48V136H50V139H55L54 141H57V143L58 144H62V143H69L70 141L69 140H71L72 142L70 143V145H68V144H66V145H64V148H65V151H67V152H69L70 150H74V152L75 151H77V152H75L76 153V155L80 152V150H81V152L83 153V156L85 155V153H88V151L89 150H94V152L95 153H100L101 152V150L103 149L101 146H104V145H101V144H103V142H104V139H106V137L107 136H109L110 134H111V132H110V130L108 129V128H106L105 126H107V127H110V126H108L109 125V119H110V112H109V114H106V117L104 118V114L103 113H108L107 111H109V109H107L108 108V102H109V100H111V99H108V102L107 103H105L106 102V98L105 97H103V96H108L109 95V90H111V87L109 86L110 85V82H109V79H108V77L106 78L108 81H105V72H101V71H95V73H92V74H87L86 75V77H85V75L83 76V77H80L81 75H79V74H73V72H71V69H70V67H68V66H66V64H65V66H64V61L66 60V58H65V56H68V58L70 57L69 56V54H67V53H64V54H62V53H59L57 50H56V47L55 46H52V48H50L49 46H46L47 44L49 45L50 43L46 40V39H44V37L42 36V35H40V39H41V41L44 43V44H38L37 42H36V37H34L32 40H31V38L29 39V30L32 28V30H34V29H37L36 27H38L39 26V24H40V22L38 21V20H36V19H29V23H28V21L26 20L25 22H24V24H21L22 25V27H21V25H18V24H16L13 20H11V18H9L8 16H7V11H2ZM5 13V14H3V13ZM136 12H138L137 10L135 11V13ZM8 15H10V14H8ZM104 15V17H106V19H111V17L109 16V15H105V14H103ZM109 18H108V17ZM8 17V18H7ZM33 20V21H32ZM8 21V22H7ZM12 21V22H11ZM31 21V22H30ZM34 21H35V23H34ZM128 21H129V19H128ZM27 22V23H26ZM33 22V23H32ZM30 23H31V25H30ZM12 24V25H11ZM15 24V25H14ZM28 24V25H27ZM37 24V25H36ZM35 25H36V27H35ZM24 26V27H23ZM9 27H10V30H9ZM100 27L101 28H103L104 26H102L101 24H100ZM104 29V28H103ZM143 28H142V26L141 27H139V31L140 30H142ZM5 30V31H4ZM25 30V31H24ZM8 33H7V32ZM37 31H31L30 33H36ZM123 30H121V31H119V33L120 34H123ZM146 32V31H145ZM145 32H143V33H145ZM14 33H16V35L14 34ZM25 33V35H23ZM142 32H141V34H140V36H143L144 34H143ZM125 34V33H124ZM143 34V35H142ZM32 34H30V36H31ZM137 35V33L135 32V36ZM145 35H147L146 33H145ZM8 37V38H7ZM32 37H33V35H32ZM149 38V37H148ZM153 38V37H152ZM151 37H150V39H152ZM28 39V40H27ZM1 40V41H2ZM25 40V42H23ZM59 40H61V42H64L65 43V40L63 39V38H59ZM8 41H9V43H8ZM27 41H29V43L27 42ZM30 41H32V42H34V43H30ZM135 41V43L136 42H139L138 40H134ZM11 43V45H13V46H8L9 44ZM13 43V44H12ZM46 43V44H45ZM38 44V45H37ZM55 45V43H51V45ZM66 44V43H65ZM150 44V43H149ZM34 46H35V49H33L34 48ZM43 46V47H42ZM4 47H6V48H4ZM13 47V48H12ZM11 49V50H8V49ZM15 48V49H14ZM29 48H31V49H29ZM40 48H42L43 50H44V48H49L50 50L52 49V51H53V49H55V52H57V54L56 53H52V54H50L51 55V57H50V55H47V54H49V52H46L45 50L43 51H41V49ZM38 49V50H37ZM49 49H48V51H49ZM3 50V51H2ZM30 50H31V53H30ZM27 51V52H26ZM34 51V52H33ZM64 51V50H63ZM5 52V53H4ZM6 52H8V53H6ZM17 52V53H16ZM20 52V53H19ZM42 52H44V53H42ZM47 54H46V53ZM54 52V51H53ZM65 52V51H64ZM14 53V54H13ZM19 53V54H18ZM50 53H51V51H50ZM59 53V54H58ZM2 54H4V56L2 55ZM8 54V55H7ZM14 56H13V55ZM25 54V55H24ZM46 54V55H45ZM6 55H7V58H8V60H9V62L7 61V58H6ZM33 55V56H32ZM38 56V58L36 57V56ZM40 55V56H39ZM44 55V56H43ZM57 55H63L62 57L63 58H61L60 56H58L59 58H61L60 60H59V58L57 57ZM18 57L17 58V60H15L16 59V57ZM29 56H30V58H29ZM43 58H42V57ZM47 57V59H46V57ZM56 56V57H55ZM9 57H11V58H9ZM21 57V58H20ZM32 57V58H31ZM35 57V58H34ZM39 57H41V61H40V59H39ZM13 58V59H12ZM27 58V59H26ZM34 58V59H33ZM53 58V59H52ZM64 58H65V60H64ZM6 59V60H5ZM21 59V60H20ZM31 61H30V60ZM33 59V60H32ZM3 60H5V61H3ZM13 60V61H12ZM30 62H29V61ZM16 61V62H15ZM19 61V62H18ZM22 63H21V62ZM5 62H7L6 64H5ZM10 62H12V63H10ZM15 64H14V63ZM26 62V63H25ZM38 62H40V63H38ZM59 63V64H58ZM5 65V67H4V65ZM19 66H18V65ZM38 64V65H37ZM16 65V66H15ZM31 66V68H30V66ZM20 66H21V68H20ZM27 66V67H26ZM33 66V67H32ZM46 66V67H45ZM18 67V68H17ZM24 67V68H23ZM25 67H26V69H25ZM44 67V68H43ZM52 68V69H49V70H47L48 68ZM18 70H17V69ZM30 68V69H29ZM33 68V69H32ZM3 69V70H2ZM8 69H10V70H8ZM22 69V70H21ZM25 69V70H24ZM64 69V70H63ZM70 69V70H69ZM16 70V71H15ZM21 72H20V71ZM27 70L29 71V70H31V71H29L28 73L29 74H27ZM32 70H33V75H32ZM44 70H45V72H44ZM65 71L66 70V72L67 71H69V73L67 72V74H64V73H66V72H64L63 73V71ZM18 71H19V75H18ZM25 71V72H24ZM34 71H35V73H34ZM47 71L50 73V75H49V73H47ZM50 71H54L53 73L52 72H50ZM56 71V72H55ZM58 71V72H57ZM73 71V70H72ZM31 72V73H30ZM44 72V73H43ZM96 72H98L99 73V77H98V73L96 74ZM163 72V71H162ZM42 73V74H41ZM46 73V74H45ZM57 73V75H55V76H53V74H56ZM59 73H62V74H60L59 76H58V74ZM166 73V72H165ZM27 74V75H26ZM36 74V76H34ZM38 74H39V76H38ZM48 74V75H47ZM52 74V75H51ZM64 74V75H63ZM104 75L105 77L103 78L101 75ZM29 75H30V78H29ZM74 75V76H73ZM78 75H79V77L81 78H79V79H74V77H78ZM92 75H94V77H95V75L98 77V79H97V77H95L96 78V80L99 82V81H102L103 79V81L101 82V83H99L100 84V86L102 85V87L101 88H103V86L104 85H106L105 83L107 82H109L108 84H107V86H108V88H109V90L108 89H105V86H104V88H103V92H102V89H98V83H96L97 81L95 80V78L94 77H92ZM32 76H34V77H32ZM54 77V79L55 78H57L58 79V77H59V81L58 80H53V78L51 79V77ZM69 76V77H68ZM90 76H91V80H93L94 79V81H95V84H96V86L94 85V81L92 82L91 80H90ZM3 77H5L4 79H3ZM37 77H40L39 79L37 78ZM89 77V78H88ZM100 77H102V79L100 78ZM28 78V79H27ZM35 78H36V80H35ZM63 78V79H62ZM83 78H85V80L83 79ZM30 79H31V81H30ZM42 79V80H41ZM62 79V80H61ZM89 80V82L88 83H90L91 85H92V83H93V85H94V87H97V89H96V91L94 90V87L93 86H88V83H87V81ZM8 80H9V82H8ZM14 82H13V81ZM37 80H39V81H37ZM51 80H52V82H51ZM84 80V81H83ZM34 81V82H33ZM42 81H44V82H42ZM47 81V82H46ZM58 81V82H57ZM6 82H8V83H6ZM31 82H33V83H31ZM50 82V83H49ZM34 83H36V84H34ZM47 83V84H46ZM62 85V83L64 84V85H67L68 84V86L70 85V87L72 88H75V89H72V91H74V92H72L71 91V88L69 89L72 93L71 94H73L74 93V95H75V91L77 90V89H79V87H80V90H77V91H79V92H77L76 93V95L78 94V93H80V94H82V92L83 93H85V92H87V90L89 91V89L91 90V88H93L92 90H93V92H96V94H97V96L95 95V93H93L92 92V90L91 91H89V93H88V95L86 96V94H82L81 96H83V97H85L86 98V100H87V102L90 100V98H92L91 100L93 101V97H95V100H96V103L93 101V102H91V105H92V109H95L96 110V108H97V111L98 112H101L102 113V111H103V113L101 114H98L96 111L94 112V110H91V105L89 106L88 105V103H86V101L84 102V98H81V96H80V98H79V95H73V97H72V95L70 94V95H68L67 93L69 92L67 89H68V87L66 86H63L64 87V90H62L61 89V87H60V85ZM79 83V84H78ZM87 83V84H86ZM104 83V84H103ZM4 84V85H3ZM13 86H12V85ZM52 84V85H51ZM75 86L76 84V86L74 87L73 85ZM86 84V85H85ZM14 85L17 87V85H19V87H14ZM21 85H23V86H21ZM34 87H33V86ZM39 85H42L41 87L39 86ZM46 85V86H45ZM52 86V87H50V86ZM81 85H85L86 87H87V89H86V87H85V89L83 88V86H81ZM7 86H9V87H7ZM22 88H21V87ZM37 86V87H36ZM39 86V87H38ZM48 86V87H47ZM107 86H106V88H107ZM3 87V88H2ZM4 87H6L5 89H4ZM11 87H12V90H11ZM23 87H24V89H23ZM25 87H29V89L28 88H25ZM30 87H32V89L30 88ZM36 87V88H35ZM50 87V88H49ZM56 87V88H55ZM62 87V88H63ZM91 87V88H90ZM13 88H15V89H13ZM34 88V89H33ZM44 88V90H42ZM46 88V89H45ZM65 88H66V90H65ZM81 88H83V89H81ZM7 89V91H8V93L10 94H8L7 93V91H5ZM17 89H19V91H17ZM23 89V90H22ZM37 89H39V91H37ZM51 89V90H50ZM15 90H16V92H15ZM22 90V91H21ZM33 90L35 91V92H33ZM50 90V91H49ZM81 90H83V91H81ZM86 90V91H85ZM105 90V91H104ZM107 90V91H106ZM10 91H12V93L14 92L15 93V95H14V99H15V101H12L13 100V95H11L12 93L10 92ZM31 91V92H30ZM48 91V92H47ZM52 91V92H51ZM85 91V92H84ZM25 92H27V93H25ZM40 92V93H39ZM59 92V93H58ZM97 92H99V93H97ZM101 92V93H100ZM106 92V93H105ZM22 93V94H21ZM23 93H24V95H23ZM30 93V94H29ZM39 93V94H38ZM70 93V92H69ZM102 93H104V94H102ZM8 94V95H7ZM16 94H17V96H16ZM19 94V95H18ZM32 94H33V96H32ZM98 94H99V97H100V100L98 99V101H97V98H98ZM28 95H30V97L28 96ZM46 95V96H45ZM50 95V96H49ZM89 95H90V97H89ZM3 96H5V100H4V97ZM22 96V97H21ZM24 96V97H23ZM27 96V97H26ZM37 96V97H36ZM44 96V97H43ZM66 96V97H65ZM110 96V95H109ZM26 97V98H25ZM38 99V100H36V98ZM46 97V98H45ZM6 98L8 99V100H6ZM11 98V99H10ZM19 98V101H21V102H18L17 101V99ZM25 98V100H23V99ZM29 100H28V99ZM88 98H89V100H88ZM103 98H105V100L103 99ZM118 101H121V100H119V98H117V97H115ZM114 97H113V99H115ZM22 99V100H21ZM34 99L37 101V102H35L34 101ZM62 99H63V101H62ZM83 99V100H82ZM11 100V101H10ZM33 102V105H31L32 104V102ZM67 100H69V101H67ZM82 100V101H81ZM5 101H7V102H5ZM23 101H24V103H23ZM42 101V102H41ZM49 101V102H48ZM99 101H101V102H99ZM13 102V103H12ZM31 102V103H30ZM35 102V103H34ZM44 102V103H43ZM79 102H83V103H79ZM90 102V101H89ZM97 102H98V104H97ZM102 102H103V105H102ZM112 101H110V103H111ZM114 102V101H113ZM6 103H7V105H6ZM10 103V104H9ZM17 103V104H16ZM23 103V104H22ZM37 103V104H36ZM85 103H86V105H85ZM94 103V104H93ZM18 104H20V105H18ZM82 104H84V106H81ZM90 104V103H89ZM98 106H97V105ZM102 105L101 107L102 108H104V110L102 109V111H100L101 109V107H100V105ZM1 105H3V107L1 106ZM10 105H11V107H12V109L10 108ZM15 105V106H14ZM34 105H39V106H36V107H34ZM61 105V106H60ZM96 105V106H95ZM4 106H5V108H4ZM31 106V107H30ZM48 106V107H47ZM88 106H89V108H88ZM95 106V108H93ZM14 107V108H13ZM55 107V108H54ZM65 107H66V109H65ZM70 107H72V108H70ZM15 108H17V110H14ZM41 108V109H40ZM70 108V109H69ZM76 108V109H75ZM88 108V109H87ZM11 111H10V110ZM35 109V110H34ZM73 109V110H72ZM79 109V110H78ZM81 109V110H80ZM85 109H87V110H85ZM100 109V110H99ZM38 110V111H37ZM41 110V112L39 113V111ZM45 110V111H44ZM77 112H76V111ZM15 111V112H14ZM35 111H37V112H35ZM86 111H88V114H89V116H87L88 114L86 113ZM89 111H91V112H89ZM105 111V112H104ZM14 112V113H13ZM74 112V113H73ZM36 113V114H35ZM43 113V114H42ZM97 114V115H101V118H100V116H92L91 114ZM41 114V115H40ZM47 114V115H46ZM90 115H91V117H90ZM45 116V117H44ZM93 117V118H92ZM100 119H99V118ZM96 118V119H95ZM33 119H36V121L35 120H33ZM99 119V120H98ZM101 120H103V121H101ZM45 121V122H44ZM105 121V122H104ZM108 121V122H107ZM42 122H44V123H42ZM59 124H58V123ZM70 122V123H69ZM104 122V123H103ZM38 125H37V124ZM65 123H68L69 125H67V124H65ZM79 123H81V124H79ZM75 124H77L76 126L73 125ZM61 125H62V127H61ZM64 125H66V126H68V127H66V126H64ZM84 125V126H83ZM69 126H70V128H69ZM73 127V129H72V127ZM79 126H81V127H79ZM83 126V127H82ZM66 129H65V128ZM75 127V128H74ZM79 127V128H78ZM85 127V128H84ZM96 127V128H95ZM47 128H52V129H47ZM62 128V129H61ZM68 128V129H67ZM79 130H78V129ZM83 129V130H81V129ZM87 128H88V130H87ZM94 128V129H93ZM47 129V130H46ZM61 129V130H60ZM70 129V130H69ZM85 129V130H84ZM90 129H92V130H94L93 132L90 130ZM98 130V131H96V130ZM52 130V131H51ZM65 130H67V131H65ZM78 130V131H77ZM47 131H51L50 133H48ZM63 131H65V133H63ZM80 131V132H79ZM96 131V132H95ZM60 132V133H59ZM90 132H92L94 135H96V136H94V135H92V134H90ZM95 132V133H94ZM80 133V134H79ZM98 133V134H97ZM56 134V136H57V134H58V136L56 137V136H54ZM61 134V135H60ZM91 135V136H90ZM64 136V138H61V137H63ZM90 136V137H89ZM100 136V137H99ZM55 137V138H54ZM82 137V138H81ZM58 138H60L59 140H58ZM67 138V139H66ZM104 138V139H103ZM62 139V140H61ZM69 139V140H68ZM75 139L77 140V141H75ZM88 139H90V141H87ZM63 140H68L69 142H67V141H63ZM102 141V142H101ZM62 142V143H61ZM100 142V143H99ZM99 144L98 146L95 144V146L96 147H98V148H96V147H94V145L93 144ZM74 144V145H73ZM79 144H82V146H80ZM90 144H92V146L94 147H92V146H90V148H87L88 149V151L86 150V148H84L83 146H89ZM79 147H78V146ZM66 146V147H65ZM67 146L69 147V146H71L72 148H75V149H68L67 148ZM61 147H63V145H61ZM100 147V148H99ZM67 148V149H66ZM93 148V149H92ZM102 148V149H101ZM76 149H80L79 150V152H78V150H76ZM100 151H99V150ZM84 150H86L85 152H83ZM104 150V149H103ZM102 150V151H103ZM72 151H70L68 154H72V156H73V154H75L74 152H72ZM98 151V152H97ZM72 152V153H71ZM81 153H79V156H82V154L80 155ZM89 154V153H88ZM88 154H86V155H88ZM74 157H77V156H74ZM64 210V209H63ZM47 212L49 211V210H46ZM65 212H67L66 210H64ZM47 212H46V214H47ZM51 216H49V217H57V219H59V217L60 216H62V215H64V212H58L59 213V215L57 214V215H55L56 213H53V211L51 212H48ZM62 217H64V216H62ZM67 217H72V214H70L69 212H68V216ZM74 217V216H73ZM61 220V219H60ZM69 220V219H68ZM66 221V219L64 220V222ZM76 222V221H75ZM77 222H80L79 220L77 221ZM82 224H81V227H79L78 228V230H82ZM64 229H65V231L68 229L67 227H63ZM100 237V236H99ZM120 239V238H119ZM121 241V243H122V238L120 239ZM124 241V240H123ZM122 245V244H121Z\"/></svg>",
	"mask_w": 264,
	"mask_h": 264
}]
</instances>
